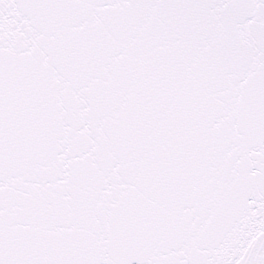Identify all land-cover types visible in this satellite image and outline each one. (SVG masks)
<instances>
[{
    "label": "water",
    "instance_id": "obj_1",
    "mask_svg": "<svg viewBox=\"0 0 264 264\" xmlns=\"http://www.w3.org/2000/svg\"><path fill=\"white\" fill-rule=\"evenodd\" d=\"M0 264H264V0H0Z\"/></svg>",
    "mask_w": 264,
    "mask_h": 264
}]
</instances>
